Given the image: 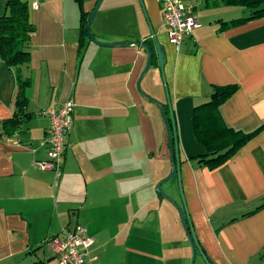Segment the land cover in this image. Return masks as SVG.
Listing matches in <instances>:
<instances>
[{
    "label": "crops",
    "instance_id": "crops-1",
    "mask_svg": "<svg viewBox=\"0 0 264 264\" xmlns=\"http://www.w3.org/2000/svg\"><path fill=\"white\" fill-rule=\"evenodd\" d=\"M7 1L0 0V16ZM22 1L29 4L36 28L30 63L21 70L29 80L25 112L30 118L16 134H3V123L16 112L18 83L16 70L0 58V264H59L49 240L63 238L77 224L93 240L85 264H188L187 238L175 229L165 231L161 208L158 228L127 222L130 133L151 146L138 112L147 103L129 85L137 67L141 72L146 65L145 51L123 47L133 56L130 62L112 56L106 61L96 48L107 47L82 34L81 10L74 0ZM183 1L192 6L200 27L180 47L170 42L163 26L160 0H123L117 10L124 16L125 31L110 43H148L157 63L155 40L164 49V74L184 161L182 188L196 239L210 264H264V17L220 31L249 12L206 8L204 0ZM71 2L78 10L74 25L67 19ZM84 51L91 54L86 64ZM227 85L238 90L219 108L224 124L237 132L259 133L212 171L189 159L206 153L194 134L193 112L210 100L214 86ZM70 98L76 105L74 124L57 177L38 165L47 158L42 142L50 125L42 111ZM145 145L142 150L148 152ZM169 167L168 172L170 160ZM140 168L150 178L160 172L151 159L142 160ZM144 207L137 206L138 215Z\"/></svg>",
    "mask_w": 264,
    "mask_h": 264
},
{
    "label": "rangeland",
    "instance_id": "rangeland-1",
    "mask_svg": "<svg viewBox=\"0 0 264 264\" xmlns=\"http://www.w3.org/2000/svg\"><path fill=\"white\" fill-rule=\"evenodd\" d=\"M85 8L84 10L89 12L92 11L96 5L97 0H83ZM123 0H104L96 18L92 24L91 31L94 35L95 39L102 44H112L110 40H112L115 36H119L125 31L126 22L124 20V16L117 10L118 6ZM146 16V15H145ZM67 19L69 22H72L74 25L77 23L78 20V10L75 6V3L71 2L67 5ZM150 29V28H149ZM100 36V37H99ZM104 39L99 41L97 38ZM101 40V39H100ZM94 47V46H93ZM99 54H102V58L106 61L110 60V57H116V60H123L128 62L131 61L130 50L126 51L128 48H120V49H112V48H105L99 49ZM126 49V50H125ZM104 51V52H102ZM115 53V54H112ZM128 53V54H125ZM98 54V52H97ZM85 56V51L83 54V58ZM91 54H87L84 59V63H88ZM158 64V65H157ZM147 66L144 67V69ZM159 62L157 63L156 60L153 66L147 71L146 75L141 79V75L144 69L140 72L138 71V67L134 72L133 77L130 80V87L133 90V93L137 97H141V94L138 90V84H140V90L152 98L154 101L161 103L167 107L169 102V94H168V87L167 82L165 79L164 71H162L159 67ZM85 65H83L82 70L84 71ZM125 70V69H124ZM140 82V83H139ZM144 99V98H143ZM145 100V99H144ZM143 100V101H144ZM147 104H145V108H139L138 112L144 116V128H145V137H148L146 144H150L151 146H146L145 142L141 143L139 137L135 133H130L131 144H130V151H129V184H128V217L127 222L131 225L134 223H142L144 225L152 226L154 225L157 227L158 217L159 216V208H161V213L164 215L163 219L160 221V224L165 228L166 232H172L175 229V232L179 233L182 237H186L184 230L181 226L179 215L177 210L173 207V205L163 200L160 202L158 199V193L156 191L157 185L166 179L169 175V149H168V131L166 127V123L164 121L163 115L158 106L154 105L152 102L145 100ZM149 105H154L153 113L149 109ZM141 110V111H140ZM155 117V118H154ZM149 141V143H148ZM148 147L150 150L147 152L146 150L143 151L142 148ZM161 150V151H160ZM154 157V158H153ZM153 160L154 161V169L158 172V175H154V177L150 178L149 174L142 173L140 164L142 160ZM161 166V167H160ZM167 174V175H166ZM142 176L143 178H141ZM151 179V180H150ZM150 180L151 183H148ZM174 184L173 186H170ZM168 183L162 186L163 192L167 195L174 203L178 204L179 206L183 205L180 188L178 185V180L175 179L173 181H169ZM137 196L139 200H137ZM143 197V198H142ZM141 203L145 204V209L143 215H138V211L136 210L137 206H140ZM123 218V217H122ZM145 219V221H144ZM124 220V219H123ZM105 225L104 218L100 224ZM168 234V233H166ZM160 235H157L159 237ZM168 236H173L171 233ZM189 244V243H188ZM187 249V262L190 264L191 261V249L190 246L188 247L186 244ZM206 263V262H205ZM202 262L201 256L196 259L195 264H205Z\"/></svg>",
    "mask_w": 264,
    "mask_h": 264
},
{
    "label": "trees",
    "instance_id": "trees-1",
    "mask_svg": "<svg viewBox=\"0 0 264 264\" xmlns=\"http://www.w3.org/2000/svg\"><path fill=\"white\" fill-rule=\"evenodd\" d=\"M74 1L81 10L82 34L87 35L86 27L91 12L83 10V0ZM204 2L206 8L240 7L249 12L245 18L223 24L220 31L264 17V0H204ZM35 32L36 28L30 21L29 4L22 0H8L5 11L0 16V58L8 67L16 70L18 83L15 115L3 123V134L8 137L16 134L30 118L29 114L25 112L28 104L25 91L29 87V80L22 77L21 70L30 63L31 40ZM154 61L153 56L152 64ZM237 90V85L214 86L210 100L194 109V134L197 141L206 148V153L189 159L196 160L199 166L207 167L212 171L217 170L227 164L240 149L258 135L259 131L251 134L234 131L226 127L223 122L219 108ZM165 107L170 120L168 130L172 135L171 144L178 148L180 159L181 152L175 114L172 109L173 121H171L169 107ZM182 163L184 161L180 159V165ZM158 196L161 201L164 200L159 194ZM199 248L205 256L203 248L200 245ZM205 258L209 262L206 256Z\"/></svg>",
    "mask_w": 264,
    "mask_h": 264
},
{
    "label": "built area",
    "instance_id": "built-area-1",
    "mask_svg": "<svg viewBox=\"0 0 264 264\" xmlns=\"http://www.w3.org/2000/svg\"><path fill=\"white\" fill-rule=\"evenodd\" d=\"M163 26L167 30L170 42L180 47L186 37L200 27L193 15L192 6L183 0H160ZM34 9L37 8L33 4ZM75 101L70 98L57 107L42 111L50 120L46 136L42 142L47 147V158L38 165L43 171H52L60 177L64 164V155L68 147L69 134L74 121ZM59 264H85L93 240L86 236V229L77 224L66 230L63 238L49 240Z\"/></svg>",
    "mask_w": 264,
    "mask_h": 264
},
{
    "label": "water",
    "instance_id": "water-1",
    "mask_svg": "<svg viewBox=\"0 0 264 264\" xmlns=\"http://www.w3.org/2000/svg\"><path fill=\"white\" fill-rule=\"evenodd\" d=\"M104 0H97L95 7L93 8L90 17H89V21L86 27V32H87V36L88 38L95 44L101 47H107V48H123V47H139L142 48L146 55H147V66L144 69L142 75H141V79L140 81L143 79V77L146 75L147 71L153 66L152 64V60H153V53H152V49H151V45L148 43H143V42H138V41H132V42H123V43H113V44H102L100 42H98L94 35L92 34L91 31V27L92 24L96 18V15L98 14V11L102 5ZM155 47H156V52H157V57H158V62H159V67L162 71H164V65L166 62V56H165V52L163 47H161L157 41L155 40ZM140 83V82H139ZM138 90L141 94V96L147 100L152 102L154 105L158 106L164 121L166 123V127H167V131H168V149H169V157H170V163H171V172L170 175L164 179L163 181H161L157 187H156V191L157 193L166 201L170 202L173 207L177 210L178 215H179V220L181 223V226L184 230V233L186 235L187 241L189 243L190 249H191V261L190 264H195L198 253H200L203 256V259L205 260L206 264H210L204 254H202V251H200L199 248V243L198 240L196 239L195 233H194V229L192 227V224L190 222V216H189V212H188V207L185 201V197H184V191L182 188V179H181V165H180V159H179V152H178V148L174 147L171 144L172 141V135L168 130L169 124H170V120L169 117L167 115V111H166V107L165 105L158 103L157 101H154L152 98H150L148 95H146L144 92H142L140 90V84H138ZM168 106H169V110H170V119L171 121H173V115H172V109L170 106V101L168 102ZM177 179L178 180V185L180 188V194H181V198H182V202L183 205L179 206L178 204L174 203L167 195L164 194L162 186L164 184H166L169 181H173Z\"/></svg>",
    "mask_w": 264,
    "mask_h": 264
}]
</instances>
